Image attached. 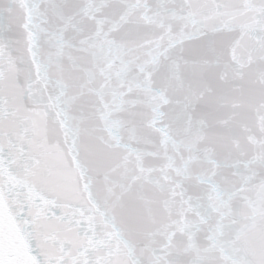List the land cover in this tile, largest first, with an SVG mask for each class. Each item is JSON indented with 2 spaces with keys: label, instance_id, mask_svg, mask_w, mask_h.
<instances>
[{
  "label": "snow or ice",
  "instance_id": "6c2138e0",
  "mask_svg": "<svg viewBox=\"0 0 264 264\" xmlns=\"http://www.w3.org/2000/svg\"><path fill=\"white\" fill-rule=\"evenodd\" d=\"M101 9L109 24L66 38ZM212 127L254 147L222 160ZM217 168L239 174L233 192ZM193 184L237 200L219 251L215 229L207 247L194 231L177 247L172 209ZM5 209L26 264H264V0L0 4ZM5 235L0 224V264H25L5 259Z\"/></svg>",
  "mask_w": 264,
  "mask_h": 264
},
{
  "label": "water",
  "instance_id": "95a60500",
  "mask_svg": "<svg viewBox=\"0 0 264 264\" xmlns=\"http://www.w3.org/2000/svg\"><path fill=\"white\" fill-rule=\"evenodd\" d=\"M6 3V0H0V4ZM114 13L107 9H101L95 14L89 13L82 20H78L77 27L75 29L66 30V38L69 41L78 40L82 33L88 31H95L103 24H109ZM60 20V27H63L64 20L58 17ZM208 144L215 145L224 151L221 153V159H227L230 155L228 150L232 152H247L254 145L245 139L236 137L230 132L223 131L216 127H212L208 130L205 137ZM194 171L200 174H207L210 165L204 161H196L193 164ZM216 179L223 190L233 192L235 185L239 180V174L233 169H220L217 168ZM96 182L103 186L107 183L106 178L100 175L96 178ZM186 199L188 203L176 204L172 209V219H179L184 225V231H177V247L183 246V241L186 239V232L194 231L198 232L200 236V245L207 247L209 241L207 235L210 229H215L217 232L218 242L217 251L222 247L225 239V232L223 230L216 229V225L220 222L221 212H235L237 210V200L235 197L232 200L224 198L210 199L206 185H186ZM190 205V206H189ZM242 209L243 205H239ZM0 224H3L5 229V246L4 257L10 261H24L30 259L26 248L23 245L22 238L16 229L14 221L9 217L7 209L0 217ZM144 239L145 237H138Z\"/></svg>",
  "mask_w": 264,
  "mask_h": 264
}]
</instances>
